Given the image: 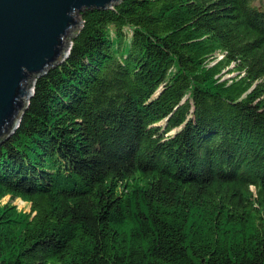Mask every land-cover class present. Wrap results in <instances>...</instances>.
Wrapping results in <instances>:
<instances>
[{
  "label": "trees",
  "instance_id": "1",
  "mask_svg": "<svg viewBox=\"0 0 264 264\" xmlns=\"http://www.w3.org/2000/svg\"><path fill=\"white\" fill-rule=\"evenodd\" d=\"M81 20L0 142V264H264V0Z\"/></svg>",
  "mask_w": 264,
  "mask_h": 264
},
{
  "label": "water",
  "instance_id": "2",
  "mask_svg": "<svg viewBox=\"0 0 264 264\" xmlns=\"http://www.w3.org/2000/svg\"><path fill=\"white\" fill-rule=\"evenodd\" d=\"M123 0H0V142L19 129L39 78L70 55L87 10Z\"/></svg>",
  "mask_w": 264,
  "mask_h": 264
},
{
  "label": "rangeland",
  "instance_id": "3",
  "mask_svg": "<svg viewBox=\"0 0 264 264\" xmlns=\"http://www.w3.org/2000/svg\"><path fill=\"white\" fill-rule=\"evenodd\" d=\"M256 5L262 6V2H258L256 3ZM231 76L233 77L234 75H231ZM226 77L228 78V76ZM161 125H163V123ZM175 132L176 131L172 132V134H174ZM7 205L15 206L18 209V211L22 213L23 215L30 213V210H31L30 205H28L27 203L23 202L20 199H11L10 197H7L0 202V207H4Z\"/></svg>",
  "mask_w": 264,
  "mask_h": 264
}]
</instances>
